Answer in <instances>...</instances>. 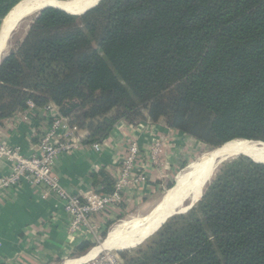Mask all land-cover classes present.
I'll return each mask as SVG.
<instances>
[{
	"label": "trees",
	"instance_id": "trees-1",
	"mask_svg": "<svg viewBox=\"0 0 264 264\" xmlns=\"http://www.w3.org/2000/svg\"><path fill=\"white\" fill-rule=\"evenodd\" d=\"M22 1L0 0V31ZM68 13L41 11L0 65V124L32 101L57 105L86 143L105 142L123 120H166L214 150L264 142V0H103ZM98 177L111 194L115 183ZM96 246L83 242L71 258ZM116 256L120 264H264V164L223 163L189 212Z\"/></svg>",
	"mask_w": 264,
	"mask_h": 264
},
{
	"label": "crops",
	"instance_id": "crops-1",
	"mask_svg": "<svg viewBox=\"0 0 264 264\" xmlns=\"http://www.w3.org/2000/svg\"><path fill=\"white\" fill-rule=\"evenodd\" d=\"M48 122L47 113L39 109L17 114L0 124V142L20 148L24 156H31ZM80 136L83 142L88 134L80 131ZM154 137H162L165 142L161 172L151 173L146 192L129 197L116 207L97 215L95 221L99 233L89 239L70 235L67 231L68 218L63 208L53 198L42 199L32 185L26 183L3 195L0 199V264H64L67 260L87 256L95 247L80 258H71L74 250L83 242H98L107 226L120 215L129 212L136 201L148 202V197L143 194L152 195L161 191L164 180L188 156L189 142L196 140L170 129L164 120L145 121L137 125L123 120L105 141L102 152L97 153L93 143L83 142L78 151L57 159L54 172L65 190L71 194L91 195L105 188L103 178H93L100 171H104L114 182L119 172L120 154L129 141L137 140L140 148L147 151ZM9 166L0 161V177L9 173ZM104 252L110 251L100 252L95 259ZM95 259L83 264H89Z\"/></svg>",
	"mask_w": 264,
	"mask_h": 264
},
{
	"label": "built area",
	"instance_id": "built-area-1",
	"mask_svg": "<svg viewBox=\"0 0 264 264\" xmlns=\"http://www.w3.org/2000/svg\"><path fill=\"white\" fill-rule=\"evenodd\" d=\"M27 105L26 113L42 110L49 116V122L41 132L31 156H24L20 148L0 142V161L10 165L9 173L0 177V199L26 183L32 185L42 199L53 198L63 208L68 218L67 231L70 235L89 239L98 234L97 215L116 207L129 197L146 192L151 173L161 172L165 155L164 139L154 137L147 151L140 148L137 140H132L120 154L119 172L111 194H71L59 182L54 166L59 157L76 152L83 146L80 130L71 126L69 120L61 115L60 108L53 103L38 107L29 101ZM104 143H94L93 149L97 153L102 152ZM144 159L147 161L144 162ZM107 264L120 262L118 258H111Z\"/></svg>",
	"mask_w": 264,
	"mask_h": 264
},
{
	"label": "bare ground",
	"instance_id": "bare-ground-1",
	"mask_svg": "<svg viewBox=\"0 0 264 264\" xmlns=\"http://www.w3.org/2000/svg\"><path fill=\"white\" fill-rule=\"evenodd\" d=\"M99 0H25L16 7L5 20L0 36V62L11 51L8 37L12 29L24 14L30 11L39 13L46 7H55L73 14H80L95 5ZM33 14V15H34ZM31 15V16H33ZM214 153L207 154L201 161L189 168L177 178L173 189L169 190L162 201L148 214L136 216L120 222L109 233L107 240L101 243L82 259H70L64 264H83L103 251H114L134 247L143 243L170 216L187 210V206L197 202L201 191L218 163L238 155H246L254 161L264 163V144L236 140L225 144ZM207 153V152H206ZM205 154V153H204ZM217 161V165L215 164ZM215 164V166H214ZM214 166V167H213Z\"/></svg>",
	"mask_w": 264,
	"mask_h": 264
},
{
	"label": "rangeland",
	"instance_id": "rangeland-1",
	"mask_svg": "<svg viewBox=\"0 0 264 264\" xmlns=\"http://www.w3.org/2000/svg\"><path fill=\"white\" fill-rule=\"evenodd\" d=\"M36 14L38 15V13H36ZM36 14H34L33 16H31L28 19H26L18 27V29L16 30V32L14 33V35L12 36V38L10 40V44H11L12 48H11V51H10V53L8 55H11L12 53H16L18 51V49L20 48V46L23 44V42L25 41V39L27 38V36H28V34L30 32V29H31V27H32V25L34 23L35 18L37 17ZM164 121L166 122V120H164ZM231 142H233V141H231ZM255 142H260V141H255ZM188 145H189L188 146V152H187L188 156L183 158L181 160V163L176 167L175 171H173L171 173L170 177H168L166 180H164L165 183L163 184V188L161 189V191L155 192L152 195H149V194H146V193L143 194L142 196H144V197L147 196L148 197L147 199L149 201L146 202V203L141 202V201L137 203V201L135 200L136 203L133 205V208L129 212L120 215L114 221H112L109 224V226H107V229L105 230V232H107V236L109 235L111 230L114 227H116L120 222H122L124 220H129L130 218H133V217H136V216L145 215V214H148L149 212H151L160 203V201L163 200V198L165 197L167 192L172 189V188L168 189V186L170 184H174V186H175L177 178L181 175V172L184 173L189 168L188 166H190V164L201 161L207 154H209L210 152H212L214 150V149H211V148L203 145L202 143H199V142H196V141H193L192 143L189 142ZM239 156H246V155L235 156L233 158L227 159L223 163H225L227 161H230V160H233V159H235V158H237ZM215 164L217 165V163H215ZM215 164H214V166H215ZM221 165L219 167H221ZM214 176H215V174H214ZM214 176L212 177L211 182H212ZM107 236H106V238H107ZM152 237L153 236L149 237L141 245H144ZM106 238H102L101 237L98 240V242H96L97 246L100 245ZM133 249H135V248H133ZM127 250H130V249H127ZM123 251H125V250H123ZM117 252H121V251L115 250V251H110V252H104L97 259H95L94 261L90 262L89 264H107L109 259L118 258L116 256Z\"/></svg>",
	"mask_w": 264,
	"mask_h": 264
},
{
	"label": "water",
	"instance_id": "water-1",
	"mask_svg": "<svg viewBox=\"0 0 264 264\" xmlns=\"http://www.w3.org/2000/svg\"><path fill=\"white\" fill-rule=\"evenodd\" d=\"M25 1V0H24ZM58 1V0H57ZM103 0H99L98 2H96V4L95 5H93V6H91L90 8H88V9H86L84 12H82V13H80V14H73V13H68V12H66V13H68V14H71V15H82V14H84L85 12H87V11H89V10H91V9H93V8H95L96 6H98L99 5V3L100 2H102ZM22 3V2H21ZM21 3H19L16 7H18ZM16 7H14L13 8V10L16 8ZM46 8H55V7H46ZM46 8H44V9H46ZM44 9H42L41 11H43ZM55 9H58V8H55ZM13 10L7 15V17L8 16H10V14L13 12ZM58 10H61V9H58ZM40 11V12H41ZM61 11H63V10H61ZM39 12V13H40ZM65 12V11H64ZM35 13V11H30L29 13H27V14H24L23 16H22V18H20V20H19V22H17V24L15 25V27L12 29V31H11V34L9 35V37H8V42L10 43V40H11V38H12V36L14 35V33L16 32V30L18 29V27L21 25V23L22 22H24L26 19H28L29 17H31V15H33ZM38 13V14H39ZM37 15V14H36ZM7 17L4 19V22H3V24H2V27L4 26V23H5V20L7 19ZM2 27H1V31H0V36H1V32H2ZM8 56H10V55H8ZM8 56H6V57H4L3 59H2V61L0 62V65L2 64V62L8 57ZM244 141H248V140H244ZM252 142H255V141H252ZM258 143H261V144H264V142H258ZM219 149V148H218ZM215 151H217V150H213L212 152H210V153H214ZM249 158V157H248ZM254 161V160H253ZM255 162H257V161H255ZM216 163H217V161H216ZM223 162H219L218 163V166H215V168H213L212 169V171H211V174H210V177L208 178V181H207V183L205 184V186L203 187V189H202V191H201V196H200V198L198 199V201L197 202H195V203H193L192 205H190V206H187L186 208H187V210H185L184 212H181V213H177V214H175V215H172V216H170V217H168L164 222H163V224H161V226L157 229V230H155L149 237H151V236H153L167 221H168V219H170V218H172V217H174V216H176V215H181V214H185V213H187V212H189L201 199H202V197H203V195H204V192H205V190L207 189V187L211 184L210 182H211V179H212V177L214 176V174L216 173V170L219 168V166L222 164ZM257 163H261V162H257ZM262 164H264V163H262ZM148 237V238H149ZM147 238V239H148ZM146 239V240H147ZM145 240V241H146ZM144 241V242H145ZM143 242V243H144ZM142 244V243H141ZM141 244H138V245H136V246H134V247H130V248H125V249H121V250H117V251H123V250H127V249H133V248H136V247H138V246H140Z\"/></svg>",
	"mask_w": 264,
	"mask_h": 264
}]
</instances>
